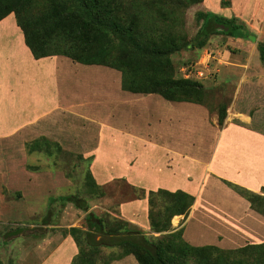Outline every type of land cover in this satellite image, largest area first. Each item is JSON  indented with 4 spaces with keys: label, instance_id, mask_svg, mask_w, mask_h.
<instances>
[{
    "label": "crops",
    "instance_id": "0c3cea01",
    "mask_svg": "<svg viewBox=\"0 0 264 264\" xmlns=\"http://www.w3.org/2000/svg\"><path fill=\"white\" fill-rule=\"evenodd\" d=\"M208 3L204 0L200 10L225 11L219 2L212 7ZM231 40L224 47L237 45L236 54L246 61L234 55L232 61L224 63V73H236L237 69L253 67V62L259 63L253 42ZM257 70L253 68L243 79L249 83L246 103L258 101L261 87L254 78ZM5 95H10L9 110L7 114L0 109V121L8 119L9 124L0 129V149L15 145L23 154L27 142L41 137L58 142L63 150L78 146L80 152H72L93 157L90 170L94 178L103 173L108 177V170H113V166L108 167L113 163L108 157L113 158L116 163L112 165L129 174L132 186L147 192L182 190L195 197L188 217L176 216L177 224L172 221V231L182 227L183 238L190 245L236 250L264 243V216L224 182L256 193L264 188V111L245 112L235 102L232 114L228 113L220 127L218 115L203 105L123 91L122 75L117 70L76 63L65 56L37 60L14 14L0 22V96ZM23 172L11 173L10 179L23 176L27 181L10 180L11 186H50L58 176L51 177V182H41L37 175L40 171ZM96 182L101 187L108 185ZM146 202V224H140L135 215L123 220L150 233ZM45 239L39 264H72L79 249L71 235L55 236L53 249L49 248L52 241ZM117 250L108 248V253ZM110 264L139 263L135 256L128 255Z\"/></svg>",
    "mask_w": 264,
    "mask_h": 264
},
{
    "label": "trees",
    "instance_id": "16d2710c",
    "mask_svg": "<svg viewBox=\"0 0 264 264\" xmlns=\"http://www.w3.org/2000/svg\"><path fill=\"white\" fill-rule=\"evenodd\" d=\"M204 0H0V22L14 14L25 43L35 59L65 56L84 65L105 66L122 73V90L133 94H156L171 102H188L207 107V90L200 81L175 77L172 56L182 50L204 49L215 35L255 42L256 35L237 17L197 11L198 31L192 39L184 33L187 11ZM223 4H228L223 0ZM183 28V29H182ZM264 67V43H258ZM197 62V61H196ZM227 105L218 107L220 127L228 117ZM28 154L57 159L66 153L48 138L27 142ZM69 154V153H68ZM81 159L82 156H79ZM84 159V158H83ZM93 157L85 159L91 162ZM57 162V161H55ZM33 172L39 166H29ZM225 184L245 198L251 208L264 216V188L260 193L240 185ZM86 186L103 194L91 170ZM137 199H147L150 232L123 219L103 218L90 212L80 197L66 196L86 214V229L70 228L79 253L72 264H98L102 248H119L121 254L106 264L133 255L139 264H264V243L236 250L216 246L196 247L183 238L184 229L172 231L176 216L186 219L195 197L182 190L158 189L147 192L132 187ZM178 223V218L174 219ZM236 254L237 257L235 256Z\"/></svg>",
    "mask_w": 264,
    "mask_h": 264
},
{
    "label": "rangeland",
    "instance_id": "374dc122",
    "mask_svg": "<svg viewBox=\"0 0 264 264\" xmlns=\"http://www.w3.org/2000/svg\"><path fill=\"white\" fill-rule=\"evenodd\" d=\"M225 1L228 4H223V0H209L208 4L212 7L219 2V5L225 11L216 12V14L228 18L237 17L239 21L244 23L257 36L255 42H253V50L258 52V43H264V0ZM200 9V5H196L187 11L186 23L184 29L182 28L187 39H192L198 31L196 13ZM206 12L215 13L212 10ZM228 42H232L230 37L215 35L204 49L182 50L174 54L172 59L175 67V77H181L180 69L198 61L207 48L213 52L215 60L211 61L210 72L203 75V78L206 79L200 82L207 90L205 102L211 109L212 114H217L220 105L229 106L228 113L231 111L230 114H232L235 102L241 105L243 109L240 110L245 112L253 111V114H255L254 112L257 110L264 111V71L260 68L263 67L260 58H257L259 63L253 62L251 68H240L236 70V73H224L223 69L226 67L224 63L227 60L232 61L234 55L240 61L243 60V63L246 61V57L236 54L237 45L231 43L228 48L224 47ZM18 57L24 59L20 55ZM253 68L258 69L257 75L261 74L263 76L262 79L257 75L254 77L259 81L261 89L258 93L257 103H246L245 95L248 90L246 86L249 83H245L243 79L248 76V72ZM120 75H122L121 72ZM95 79L99 80L100 78L95 77ZM9 98L10 95L0 96V109L7 114L10 104ZM8 124V119L0 121V129H4ZM262 126L264 128V123ZM94 142L96 143V141ZM78 144L80 147L81 140L78 141ZM24 148L26 149V145ZM18 149L21 150V147ZM18 149L15 148V145L9 146L8 149H0V264H39L41 261V247L46 237L49 241H52L55 236H66L70 228L86 229L85 217L87 213L72 203H64L63 198L66 196L76 195L80 197L85 201L82 204H88L90 212L97 216L129 219V217L135 215L140 224H146L147 199L136 198L132 188L136 186L129 184L128 173L120 172L117 166L112 165L116 163L113 158L110 160L108 157V161L113 162L108 165V167L113 166V170H108V177L104 175L105 173L95 176L99 183L108 182V185L102 187L103 194L97 193L96 195L93 189L86 186L87 172L91 169L92 164L90 165L85 159L90 157L72 152H80L76 150L78 146H76V149L64 150L67 154H58L57 159L51 160H47V157L41 154H27V151L21 154ZM121 156L123 155L121 154ZM134 162L135 159L132 160V163ZM32 165L41 168V171L37 173L40 179L38 181H50L51 177H56L58 174L57 179H54L50 186L44 184L45 187L38 184V186L36 184L33 186L29 184L17 185V187L11 186L10 180L17 179V181H20L22 179L26 182L28 179L23 176L10 179L11 173L14 175L23 174L25 170L29 171L28 173H34L28 168ZM9 168L13 171H10ZM45 171L52 172L54 175L43 173ZM44 174H48V176H44ZM139 200H143V202L139 204ZM180 229L182 227L178 230ZM145 233L150 239H153V236L158 237L161 235L151 232ZM55 247L56 242L52 241L49 248L53 249ZM117 254H121L119 248L116 252L111 253H108V248H102L101 254L97 257V263L106 264L111 257ZM237 255L239 254L235 256L237 257Z\"/></svg>",
    "mask_w": 264,
    "mask_h": 264
},
{
    "label": "built area",
    "instance_id": "2783aa9c",
    "mask_svg": "<svg viewBox=\"0 0 264 264\" xmlns=\"http://www.w3.org/2000/svg\"><path fill=\"white\" fill-rule=\"evenodd\" d=\"M215 60L213 52L210 50H205L202 57L194 64L184 66L180 69L182 73L181 77L183 79H192L197 81H202L203 75L210 72L211 61Z\"/></svg>",
    "mask_w": 264,
    "mask_h": 264
}]
</instances>
